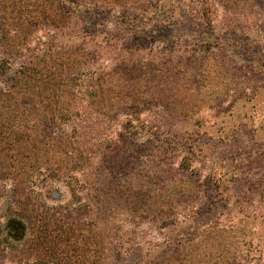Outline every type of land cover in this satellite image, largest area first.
I'll list each match as a JSON object with an SVG mask.
<instances>
[{"label": "rangeland", "instance_id": "rangeland-1", "mask_svg": "<svg viewBox=\"0 0 264 264\" xmlns=\"http://www.w3.org/2000/svg\"><path fill=\"white\" fill-rule=\"evenodd\" d=\"M6 1L0 15H60L64 22L49 31L30 29L29 49L17 50L0 85L32 51L56 58L69 53L72 59L85 53L84 75L73 81L98 91L97 74L112 80L102 97L98 91L89 104L75 100L93 109L79 111L65 125L66 134L79 137L75 144L57 142L64 150H82L77 162L63 159L58 168L42 157L33 168L30 161L29 168L0 176L1 210L12 201L18 209L33 206L29 259L59 264L36 236L45 213L83 229L90 240L87 264H145L152 243L160 251V243L182 239V232L191 239L192 264H214L220 252L213 243L220 238L226 250L222 264H231L235 240L244 245L250 235L255 243L264 230V0H16L14 7ZM159 18L177 25L162 32L145 29ZM5 57L0 50V59ZM145 62L176 75L163 94L181 86L186 110L160 107L157 83L145 92L137 84L141 93L131 99V86L142 77L135 67ZM148 72L158 80V73ZM121 83L128 97H116ZM64 100L57 109L71 108ZM211 222L223 228L212 229ZM242 248L236 255L245 253ZM258 248L249 252L263 258L264 246ZM21 261L14 254L0 256V264Z\"/></svg>", "mask_w": 264, "mask_h": 264}, {"label": "trees", "instance_id": "trees-1", "mask_svg": "<svg viewBox=\"0 0 264 264\" xmlns=\"http://www.w3.org/2000/svg\"><path fill=\"white\" fill-rule=\"evenodd\" d=\"M14 1L16 0L8 2L14 7L16 6ZM0 5L6 7L7 1L4 0L0 2ZM168 7L171 10L179 9V6L176 8L175 5L172 4H169ZM162 9L166 11L168 8L163 5ZM53 21L55 23H53ZM60 22H64V19L60 15L55 19L45 15H29L26 17L22 15H0V50L6 55L5 58L0 59V77L10 69L11 58L16 56L17 53H21V50L19 52L17 51L20 47L26 48V50L29 49L28 38L30 29L36 26H42L43 29L49 31L51 26L59 24ZM174 23L176 24V22ZM174 23L159 18L154 21V24H147L148 27L145 29L147 31L155 30V32H162L170 28ZM60 25H57L58 29L61 28ZM149 28H151V30H148ZM19 30H21V35L17 36ZM50 48L52 47L48 45L46 50L48 51ZM37 50L40 49L37 48ZM30 54L28 59L20 62L14 74L9 77V82L0 85L1 177H3L4 174H8L9 171L20 172L24 170L25 167L29 168V165H27L28 162L32 161V163H39L42 157H44L46 161L51 159L55 160L54 165L59 166L58 168H61L63 159L64 161L77 162L79 160L78 155L83 153L82 150L77 149L78 152L76 153L75 147L71 150H64L59 145L57 147V142L61 140L63 142L65 139H70L75 144L73 140H77L79 137L76 138L75 135L66 134V132H64L65 125L69 121L77 119L79 111L84 114L86 110H93L92 108L86 109L85 106H82L75 100L80 99L83 102L88 101V97H91L93 92L98 93V91L100 97H102V88L112 82L110 78L111 75L108 73H104V77L102 78L97 74L94 78L96 84H98L96 85L98 91H95V89H93L95 87L90 85L83 86L82 83H79L78 79H74L73 81L72 77L78 74L84 75L86 70L84 64L87 61L85 53H79L78 51L76 53L77 58L75 59L70 58L69 53L64 55L63 58L52 57V55H46L44 53L39 55V53H33V51L30 52ZM168 59H172L171 55L168 56ZM145 63L146 64L138 63L139 67H135V71L140 72L139 76L142 77L138 83L137 81L133 82L136 84L131 86L133 92V94H131V99L134 96L135 99L138 97V94L141 93L135 88L137 84H141L145 92L146 88L155 87L157 83L155 90L160 94V98L164 99L160 101V107L165 110H186L188 104L186 97L184 96L182 98L181 96L179 98L180 92L182 91L181 86L177 90L174 89L169 91L170 94L168 95L163 94L164 89L169 90L171 87V78L176 75H170V70H166V66L164 65L159 68H153L151 67V63L150 65L149 62ZM148 71L158 73V80L155 81V79L148 77ZM92 72L94 73V71ZM105 77H109L110 79L107 80ZM117 86V91H115L117 94L116 97H128V95H123L128 86L126 84L123 85V83ZM72 88L75 90V93H71L73 91ZM81 89H83V91H81ZM184 91L187 92L188 89H184ZM66 98L71 104V108L65 110L62 108L57 109L58 106L64 104V99ZM176 98H178L179 101L174 103ZM91 100L93 99L89 101ZM89 101L87 104H89ZM105 107L106 105L103 106V108ZM76 127L79 129V127L82 126L79 125L78 127L76 125ZM187 163L188 162L185 164ZM34 165L35 163L32 164V168ZM51 168L54 170V177L60 176L57 171L58 168ZM183 169L184 171L187 170L186 167ZM161 195H163V193H161ZM147 197L148 196H146V198ZM142 201L145 202V199ZM189 216L188 213H185L183 215V220L187 221ZM168 217L170 218V216ZM263 217L264 215L260 213V218L263 219ZM38 222L40 224L36 236L37 239H41L38 243L49 251L50 256L56 259V262L58 261L59 264H87L89 262L87 249H90V240L88 236L82 234L83 229L79 230L77 225H73L71 222H66L64 220L62 221L54 215L47 213L41 214ZM210 224L212 229L221 230L223 228L217 222H211ZM77 230H79V232ZM258 234L259 235L254 236L256 240L254 244L250 242V237H253L250 235H248L249 239L243 243L244 245L238 244V241L235 240V243L232 245L231 264H264V256L262 258L260 253L250 254L249 252H252L251 248L255 251H259L258 246H264V230L261 229ZM183 236L184 238H182ZM236 236V234H233L231 238H236ZM180 238L182 239L167 238L160 243L162 247H165L160 251H155L157 244L152 243L148 248L145 264H192L191 239L188 237V233L184 234L183 232ZM223 242L222 238H220L213 243V249L220 252V256L216 257L217 260L214 261V264H216V262L219 264L221 262L222 264V262L226 260V250L223 246ZM249 246H251V248H249ZM240 248H245V253L242 252L236 255Z\"/></svg>", "mask_w": 264, "mask_h": 264}, {"label": "flooded vegetation", "instance_id": "flooded-vegetation-1", "mask_svg": "<svg viewBox=\"0 0 264 264\" xmlns=\"http://www.w3.org/2000/svg\"><path fill=\"white\" fill-rule=\"evenodd\" d=\"M19 209L13 201L9 202L3 210L0 209V254L7 253L23 257L20 264H50L45 261L36 262L29 259L33 257L35 246L33 227L29 220V216L33 215V206L28 203L26 210L23 207Z\"/></svg>", "mask_w": 264, "mask_h": 264}]
</instances>
